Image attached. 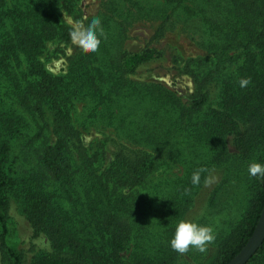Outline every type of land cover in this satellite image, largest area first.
Listing matches in <instances>:
<instances>
[{
	"label": "trees",
	"instance_id": "obj_1",
	"mask_svg": "<svg viewBox=\"0 0 264 264\" xmlns=\"http://www.w3.org/2000/svg\"><path fill=\"white\" fill-rule=\"evenodd\" d=\"M74 1L0 0V106L6 105V99H14L36 119L45 121L50 117L57 136L55 145L39 155V164L55 180L56 190L52 192L43 172L24 175L9 161L11 139L20 130L8 129L7 122L14 123L16 111L7 110L9 118L0 121V258L6 253L11 264L27 262L23 250L7 243L9 200L17 194L28 206L23 212L35 236L43 235L50 242V251L37 257L35 264H177L179 253L168 243L175 228L170 225L183 217L193 202L190 197L189 201L184 200L192 186L191 176L197 170L190 175L189 185L179 189L182 199L176 195L158 210L134 192L167 164L160 152L156 155L119 145L118 153L104 169L97 166L101 154H84L82 164L73 169L72 155L84 152L82 133L72 116L74 101L88 98L95 104V112L100 107L112 111L113 102H118L113 96L129 91L132 98L156 105L154 111L147 109L151 123L156 116L164 120L165 112L170 114L163 124L164 136L183 133L193 144L212 151L213 165L228 160V156L245 160L255 152L264 162V0H228L218 5L213 18L204 8L195 13L203 18L207 33L214 38L209 48L219 59L203 77L200 94L190 107L160 85L138 87L127 80L124 84V73L106 89L105 73L92 65V52L78 56L66 77L51 76L40 56L51 41H71L64 13L72 10ZM182 1L166 0L171 4ZM240 48L246 51L245 60L231 77L225 73L229 60L225 57ZM159 56L146 53L131 57L124 63L125 70L134 72ZM21 62L26 69L20 75L17 70ZM202 62L190 60L188 67ZM242 79L250 81L247 86H240ZM3 89L7 92L3 93ZM215 91H219L218 101L201 116ZM4 123L11 131L8 135ZM152 140L159 141L155 137ZM228 147L235 153H229ZM206 175L201 174L200 185L193 188L195 193L203 186ZM258 190L234 236L225 241L216 259L208 264H229L247 245L264 210V181ZM147 213H160L159 224L170 226L159 234L154 245H141L147 237ZM132 245L134 251L126 262L123 254ZM248 264H264V243Z\"/></svg>",
	"mask_w": 264,
	"mask_h": 264
},
{
	"label": "rangeland",
	"instance_id": "obj_2",
	"mask_svg": "<svg viewBox=\"0 0 264 264\" xmlns=\"http://www.w3.org/2000/svg\"><path fill=\"white\" fill-rule=\"evenodd\" d=\"M226 1L228 0H183L181 3L171 4L166 0H75L72 10L64 13V21L71 29L74 22L86 26L93 18H100L106 38L101 37L98 50L92 52V65L105 73L106 89L110 88L114 79L124 73V84L127 80L138 87L160 85L169 90L183 105L190 107L200 94L203 77L219 59L216 52L209 48L214 38L207 33L208 28L203 18L195 13L204 8L207 15L213 18L219 9L218 5L225 4ZM84 52L81 47L72 43V39L69 42L55 40L47 43L40 60L51 76L64 78L74 60ZM146 53H156L161 57L141 65L134 72L125 70L126 61ZM245 54L246 51L240 48L225 57L229 58L225 65L227 75H236L237 69L245 60ZM232 57L233 60L230 59ZM190 60L203 62L192 64L189 68ZM25 69L22 64L17 71L21 75ZM26 85L25 82L24 86ZM125 88L128 90V86ZM6 92L7 90L3 89V93ZM218 96L219 91H215L210 104L200 113L201 116L218 101ZM113 98L118 102H113L112 111L100 107L97 112L90 99H75L72 116L75 127L82 133L84 152L72 155L73 169L82 164L84 154L87 157L101 154L97 166L104 169L113 161L119 151V145L140 148L156 155L160 152L162 160L167 161V164L162 165L143 187L134 192L144 197L151 208L158 210L176 195L182 199L179 189L189 185L190 175L194 170H214L218 182L205 186L203 181V186L199 187L197 193L193 191L194 185L189 186L187 198L183 200L189 201L190 197L193 202L185 215L174 219L170 225L188 219L212 227L215 240L207 250L200 253L190 249L185 254H179L177 264L213 262L225 241L233 237V232L241 225L259 191L258 187L264 181L262 178L249 176L248 164L253 161L262 164L264 162L255 152L245 160L228 156V160L213 165L212 151L193 144L183 133L177 132L170 137L163 135V124L168 122L170 114L165 112L164 120L156 116L155 121L151 123L149 113L156 110L155 104L137 97L132 98L129 91L115 94ZM18 103L14 99H6V105L0 106V121L7 120L9 117L5 112L13 109L17 116L14 123L6 121L7 127L20 130L19 135L11 139L9 161L24 175L36 171L43 172L47 176L48 190L53 192L56 190L55 180L39 164V155L56 143L57 136L53 131L52 120L50 117L45 121L36 119ZM119 114L120 117H116ZM11 125L13 126L9 128ZM3 129L7 135L11 132L7 131L5 123ZM153 137L159 141L152 140ZM228 148L229 153H235L232 147ZM26 207L28 206L20 196H10V235L7 243L24 251L27 256L26 264H35L36 258L45 255L51 247L46 237L35 236L23 212ZM160 216V213L157 216H151L149 213L144 215L148 222L147 230L144 231L147 237L142 239L141 245L145 242L154 245L159 234L170 227L159 224ZM133 251L132 245L129 251L123 254L126 262ZM135 251H138V248ZM0 264H11V259L6 253L4 258H0Z\"/></svg>",
	"mask_w": 264,
	"mask_h": 264
},
{
	"label": "clouds",
	"instance_id": "obj_3",
	"mask_svg": "<svg viewBox=\"0 0 264 264\" xmlns=\"http://www.w3.org/2000/svg\"><path fill=\"white\" fill-rule=\"evenodd\" d=\"M101 37L106 38L99 17L93 18L86 26L81 25L79 22L72 23V43L81 47L85 52H96L101 44ZM249 82L247 79H242L240 86L245 87ZM247 172L250 177L264 179V164L255 161L250 162ZM202 173H207L204 178L205 186L218 182V177L214 175V170L201 168L193 172L191 176L192 185H200ZM214 240L215 234L212 227L199 224L193 220L183 219L176 223L174 232L168 243L170 248L179 254H185L190 249L204 253Z\"/></svg>",
	"mask_w": 264,
	"mask_h": 264
},
{
	"label": "water",
	"instance_id": "obj_4",
	"mask_svg": "<svg viewBox=\"0 0 264 264\" xmlns=\"http://www.w3.org/2000/svg\"><path fill=\"white\" fill-rule=\"evenodd\" d=\"M264 243V210L252 237L242 251L229 264H247Z\"/></svg>",
	"mask_w": 264,
	"mask_h": 264
}]
</instances>
